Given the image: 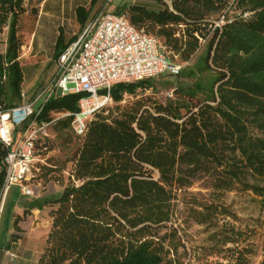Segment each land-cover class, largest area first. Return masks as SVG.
Segmentation results:
<instances>
[{"label":"trees","instance_id":"obj_1","mask_svg":"<svg viewBox=\"0 0 264 264\" xmlns=\"http://www.w3.org/2000/svg\"><path fill=\"white\" fill-rule=\"evenodd\" d=\"M25 1L0 0V33L7 30L5 51H0L2 108L16 105L25 92L19 37ZM95 4L74 6L80 27ZM227 8L231 22L215 28L210 17ZM114 13H127L136 29L172 52L171 60L177 55L189 62L200 48L199 38L210 36L204 52L174 75L191 83L176 84L173 98L149 106L135 101L115 116L99 112L79 139L70 169L47 159L42 185L50 180L64 184L58 195L29 203V208L50 207V229L38 264H190L175 256L180 247L186 251L173 221L175 192L202 175L210 178L214 198L190 201L187 216L208 231L203 251L226 253L227 263L216 264H248L252 249L239 248L246 232L225 221L228 211L220 196L238 189L264 202V0H135ZM58 31L55 60L78 37L66 41L62 28ZM155 78L116 84L110 90L112 102L138 89L155 90ZM84 95L47 100L40 118L77 111ZM55 125L69 128L70 117ZM4 153L0 147V159Z\"/></svg>","mask_w":264,"mask_h":264},{"label":"built area","instance_id":"obj_2","mask_svg":"<svg viewBox=\"0 0 264 264\" xmlns=\"http://www.w3.org/2000/svg\"><path fill=\"white\" fill-rule=\"evenodd\" d=\"M249 16V12L242 13L243 18ZM231 20L227 8L212 23L220 29ZM199 41L202 43L204 39ZM166 51V46L156 37L136 29L126 14L100 13L59 54L57 71L49 85L33 100L0 107V147L5 150L0 160V214L12 185H17L25 196L37 195L42 185L39 178L42 166L47 163V155L42 152L47 150L46 140L54 122L70 117L69 128L81 139L95 114L108 111L113 86L179 73L183 65L171 60ZM70 93L85 94L77 102V111L51 113L47 120L40 118L47 100ZM24 95L22 90L21 97ZM44 95L43 104L35 110L33 105ZM9 256L12 258L14 254Z\"/></svg>","mask_w":264,"mask_h":264},{"label":"rangeland","instance_id":"obj_3","mask_svg":"<svg viewBox=\"0 0 264 264\" xmlns=\"http://www.w3.org/2000/svg\"><path fill=\"white\" fill-rule=\"evenodd\" d=\"M87 0H26L24 7L26 9L19 23V37L22 42L20 48V63L24 70V90L25 95L21 101L14 100L15 104H19L24 100H33L39 92L50 84L56 74L57 64L53 58V47L57 35L58 28H62L65 40H69L74 34L79 35L82 28L76 21L74 16V6L78 3H85ZM101 3V6H100ZM107 12L105 4L99 1L94 6L90 14L92 20L94 16ZM127 14V13H126ZM215 14L210 17V21L217 19ZM4 29L0 33V51H5L6 32ZM209 35L200 44L197 53L189 62H181L177 55H173V60L179 61L183 65L182 69L190 66L198 56L204 52ZM168 57L172 56V52L166 51ZM155 90L138 89L134 95L124 94L122 101L119 103L112 102L108 107V111L113 115H118L126 106H130L135 101H140L142 105L149 106L151 102H163L168 98H173V87L176 84L187 86L191 83V79L176 80V76L171 74H163L155 78ZM169 82V86H163L162 83ZM44 96H41L33 105L36 110L44 102ZM195 101V100H193ZM184 113V110H182ZM17 131L22 130V127H17ZM49 147L47 149L48 163L63 167L65 170L72 166L77 149L79 147V139L72 133L70 128L62 129L57 125L51 126L48 132ZM66 176V174H65ZM210 178L207 176H199L193 181L192 186L181 188L175 192L176 199L174 200L173 221L177 225L178 235L180 236L186 251L180 247L177 250V256L180 261L189 262L190 264H216V262L227 263L226 253L204 252L203 247L207 245L206 237L208 231L204 226L196 224L192 219H188V208L192 206L190 201L199 200L204 202L212 197L210 192ZM64 184V183H63ZM47 181L45 185H41L42 190H48L58 194L62 190V185ZM19 187L12 185L5 197L4 206L0 214V245L4 237H8L13 226L10 206L11 202L18 198ZM55 196V195H53ZM220 202L227 208L228 216L224 217L225 221L234 225L237 229L246 232L247 239L242 246H249L252 249V254L249 255L248 264H259L264 251L262 250V240L264 236V202L249 191H241L232 189L224 192L220 196ZM230 214V216H229ZM233 215V216H231ZM162 230L160 234H163ZM25 243H23V246ZM33 243L30 249L37 253L28 258L26 263L38 264V259L45 248V243ZM26 246V248H29ZM228 247H233L231 244ZM12 252V251H10ZM15 257L10 260L9 264H20L23 260L19 259V255L15 253ZM40 252V253H39ZM18 256V257H17Z\"/></svg>","mask_w":264,"mask_h":264},{"label":"crops","instance_id":"obj_4","mask_svg":"<svg viewBox=\"0 0 264 264\" xmlns=\"http://www.w3.org/2000/svg\"><path fill=\"white\" fill-rule=\"evenodd\" d=\"M89 1L90 0H87V2L83 4L86 6L88 5ZM99 1L104 2L107 12L114 13L117 8L127 6L133 3L135 0H96V3ZM90 20L91 19L89 17L85 25ZM83 27L81 28L83 29ZM27 101L30 100H24L22 102ZM1 171L2 168L0 163V173ZM41 190L42 188L38 190L37 195L35 197L25 196L21 194L19 190L18 198L11 202L10 206L13 207V210H11L10 212L12 217V223L14 222L15 218H17V223L15 226L13 224L12 228L8 230L9 236H5L2 241V244L0 245V264H9L10 260H8L7 256L9 255V253L14 254L13 251H15L17 255H19V259L23 260L20 264H28L26 263V260L30 258L31 255L37 253V247H34L35 250H32L33 247L32 249H30L29 246L33 243H37V245L45 243L51 224V217L49 215L50 207L45 206L42 209L34 207L29 208V203L32 199H36L45 195L56 196V194L54 193L57 191L50 192L48 190ZM24 211L26 212L24 213ZM23 243H25L24 245L28 246L29 248L23 246ZM11 259H13V257Z\"/></svg>","mask_w":264,"mask_h":264}]
</instances>
